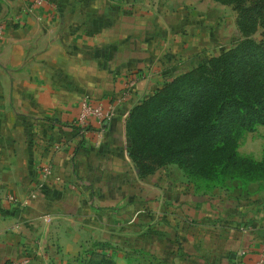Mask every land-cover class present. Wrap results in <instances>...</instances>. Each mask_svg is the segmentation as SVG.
Masks as SVG:
<instances>
[{
	"label": "crops",
	"instance_id": "1",
	"mask_svg": "<svg viewBox=\"0 0 264 264\" xmlns=\"http://www.w3.org/2000/svg\"><path fill=\"white\" fill-rule=\"evenodd\" d=\"M163 1L0 0V264H264V179L197 189L128 156L130 106L221 50ZM83 95L114 116L76 126Z\"/></svg>",
	"mask_w": 264,
	"mask_h": 264
},
{
	"label": "trees",
	"instance_id": "2",
	"mask_svg": "<svg viewBox=\"0 0 264 264\" xmlns=\"http://www.w3.org/2000/svg\"><path fill=\"white\" fill-rule=\"evenodd\" d=\"M217 1L232 4L243 37L130 106L127 151L140 175L174 163L197 189L264 179V157L236 149L246 130L264 125V0ZM257 26L260 38H248ZM85 255V264H115L103 252Z\"/></svg>",
	"mask_w": 264,
	"mask_h": 264
},
{
	"label": "rangeland",
	"instance_id": "3",
	"mask_svg": "<svg viewBox=\"0 0 264 264\" xmlns=\"http://www.w3.org/2000/svg\"><path fill=\"white\" fill-rule=\"evenodd\" d=\"M180 3L174 8L160 10L157 14H164L168 21L174 15L186 14L187 24L184 30L187 33L196 36L216 37L214 50L224 49L237 42L243 37L237 25V11L229 2H220L217 0H176ZM163 0H158V4H163ZM161 9V8H159ZM184 16V17H185ZM261 36V27H255L248 35L253 40ZM206 50L210 48L206 47ZM211 50L210 52H212ZM208 54V53H207ZM239 153L250 154L255 158L264 157V125L257 124L251 130H246L241 136L236 147Z\"/></svg>",
	"mask_w": 264,
	"mask_h": 264
},
{
	"label": "built area",
	"instance_id": "4",
	"mask_svg": "<svg viewBox=\"0 0 264 264\" xmlns=\"http://www.w3.org/2000/svg\"><path fill=\"white\" fill-rule=\"evenodd\" d=\"M42 0H32V3H39ZM133 78H129L125 87L128 88L132 85ZM125 93L127 90H124ZM115 114L114 105L112 103H107L103 105L100 102H95L90 100L86 95L79 97L77 103V111L74 119V124L80 128L88 125L90 119L96 121L98 125L112 118ZM49 172V168L45 167L42 169V176ZM6 200L14 201L15 198L12 195H5Z\"/></svg>",
	"mask_w": 264,
	"mask_h": 264
}]
</instances>
